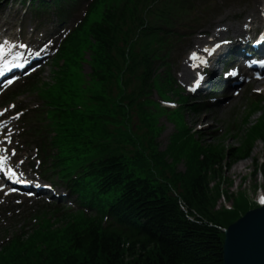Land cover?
<instances>
[{
    "label": "trees",
    "instance_id": "obj_1",
    "mask_svg": "<svg viewBox=\"0 0 264 264\" xmlns=\"http://www.w3.org/2000/svg\"><path fill=\"white\" fill-rule=\"evenodd\" d=\"M207 153L202 158H196L193 163L194 176L187 182V187H183L182 200L188 213L181 211L175 200L167 199L164 192L154 191L150 185L139 181L140 190L147 198L134 207L139 211V217L146 221L152 237L150 243L131 244L123 251L117 241L93 231L82 239H74L82 244L79 252L84 249V253H90L88 263L222 264L223 236L219 228L229 225L237 216L236 213L223 211L213 215L210 210L211 191L207 190V181L214 174L220 177L218 171L221 170L223 155L215 150ZM225 198L232 200L234 206H239L242 211L248 209V201L242 194L237 200L233 195H225ZM5 256L7 264H23L25 259V254L16 250H11Z\"/></svg>",
    "mask_w": 264,
    "mask_h": 264
},
{
    "label": "rangeland",
    "instance_id": "obj_2",
    "mask_svg": "<svg viewBox=\"0 0 264 264\" xmlns=\"http://www.w3.org/2000/svg\"><path fill=\"white\" fill-rule=\"evenodd\" d=\"M234 11L236 10L234 9L231 12V15ZM2 15L4 18H12V16H10L5 11H3ZM49 66V63L45 65L44 76H41V79L38 82H46V80L51 79V69ZM247 97L248 94H246V92H243L240 96L232 98L233 101H229L227 103L228 106L225 108L224 111H222L221 115L219 116H217L214 107L209 112H203V116H209L207 120L211 123L210 128L216 127L218 129L221 127V131L218 135L214 137L205 138V136L202 135L198 136H201L202 141H205L204 143L220 142L218 144H220L221 148H223V153L225 151L224 157H226L230 148V152L234 151L233 147L238 143L237 140L234 139L231 134L224 133L226 122L229 119H233L234 123L239 122L245 112L243 105H245L248 101L247 100L245 102ZM35 102L36 100L32 99L29 103L25 104V106L31 107L32 105H34ZM23 107L24 105L20 106L21 109H23ZM189 110V108H185L184 112H188ZM200 115L201 111L196 113V117H199ZM257 116L258 114H254L253 117L249 119V121H255L254 119L257 118ZM170 129V125L165 126V130L160 137L161 145L164 144L165 137ZM199 131L203 133L202 129H199ZM205 132L206 134L211 133L209 129H207ZM249 146V151L244 158L234 160L230 163L228 160L226 166L223 165V163H226V159L223 157V160L221 161V170L218 171L220 177L215 174L209 177L207 181V190L209 192L211 191L210 200L212 202L210 203V210H212L211 212L213 215H216L218 211H221L224 205H228V203L233 202L232 200L227 201L225 195L228 197L233 195V197H235L242 194L243 196H245L246 199H248L247 201H249L251 204L253 202H256L258 194L264 196V175L262 174L264 173V163H262V166H258V160L260 158L264 159V142L262 143L256 140L252 142ZM179 169L182 170L183 166L180 165ZM212 197H214V199H212ZM40 203L41 201L27 202V208L35 209L36 207H41L42 205Z\"/></svg>",
    "mask_w": 264,
    "mask_h": 264
},
{
    "label": "water",
    "instance_id": "obj_3",
    "mask_svg": "<svg viewBox=\"0 0 264 264\" xmlns=\"http://www.w3.org/2000/svg\"><path fill=\"white\" fill-rule=\"evenodd\" d=\"M224 233L228 240L222 264H264V207L247 213Z\"/></svg>",
    "mask_w": 264,
    "mask_h": 264
},
{
    "label": "snow or ice",
    "instance_id": "obj_4",
    "mask_svg": "<svg viewBox=\"0 0 264 264\" xmlns=\"http://www.w3.org/2000/svg\"><path fill=\"white\" fill-rule=\"evenodd\" d=\"M8 43V41H4L3 43H0V76L4 75L6 72H10L12 70L13 66L20 67L21 65L16 63L19 60H22V56L17 55V54H12L9 49L5 47V45ZM13 47H15L13 45ZM219 47V45H217ZM190 59L192 60H197L199 57L197 56L196 53H192ZM203 63V61H201ZM253 64H256L257 61H252ZM259 67L264 68V61L259 62ZM237 73L233 71L231 73L232 76H235ZM13 81H8L9 84H11ZM15 107V106H13ZM4 113L0 112V116H3ZM2 127V126H0ZM10 134V133H9ZM0 143H5V144H11V140H3L0 141ZM9 148L4 147L0 148V174H2L3 178H5L6 181H11L13 183L19 184L20 183V178L17 175L16 171L11 169L9 167L10 161H9ZM12 156L16 155V152L12 151L11 152ZM3 189V183L0 182V190ZM11 191H14V189H11ZM7 194V193H5ZM259 202L261 205H264V196H261L259 198Z\"/></svg>",
    "mask_w": 264,
    "mask_h": 264
},
{
    "label": "bare ground",
    "instance_id": "obj_5",
    "mask_svg": "<svg viewBox=\"0 0 264 264\" xmlns=\"http://www.w3.org/2000/svg\"><path fill=\"white\" fill-rule=\"evenodd\" d=\"M129 4H131L133 6V1H128ZM255 6H253L252 8H254ZM127 10H129V6L125 4V6L121 9V14L125 13ZM258 14V9H253L251 10L250 12V20L254 19ZM48 28V26H47ZM49 29V28H48ZM213 27L211 26L210 27V30H212ZM225 27H223L221 30L218 28L217 30L214 31V33L216 34V37L217 39H215V42H216V49H215V52H219L221 49H222V45H224L226 42H227V31H229V28H226L225 30ZM50 33H53V30H49ZM220 42V43H219ZM217 45H219V47H217ZM237 69L239 70V66H236ZM195 121H198V120H193L192 122H195ZM223 231V230H221ZM226 233V232H225ZM225 233L223 234L222 233V257H223V247L225 245V240H228V236H225ZM252 236H253V232H249ZM222 261H223V258H222Z\"/></svg>",
    "mask_w": 264,
    "mask_h": 264
}]
</instances>
